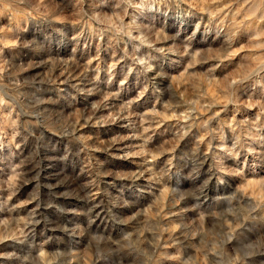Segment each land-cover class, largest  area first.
Masks as SVG:
<instances>
[{
	"label": "rangeland",
	"instance_id": "rangeland-1",
	"mask_svg": "<svg viewBox=\"0 0 264 264\" xmlns=\"http://www.w3.org/2000/svg\"><path fill=\"white\" fill-rule=\"evenodd\" d=\"M0 264H264V0H0Z\"/></svg>",
	"mask_w": 264,
	"mask_h": 264
},
{
	"label": "bare ground",
	"instance_id": "bare-ground-1",
	"mask_svg": "<svg viewBox=\"0 0 264 264\" xmlns=\"http://www.w3.org/2000/svg\"><path fill=\"white\" fill-rule=\"evenodd\" d=\"M155 78V77H154ZM158 78V77H157ZM75 80V79H74ZM157 80V79H156ZM120 150V149H119ZM49 167V166H48ZM55 173V172H54ZM48 175V174H47ZM44 176V175H43ZM46 178V177H45ZM49 180V179H48ZM49 185H51V184H49ZM57 185V184H56ZM47 186H48V184H47ZM53 186H55V185H53ZM49 187V186H48ZM52 187V186H51Z\"/></svg>",
	"mask_w": 264,
	"mask_h": 264
}]
</instances>
